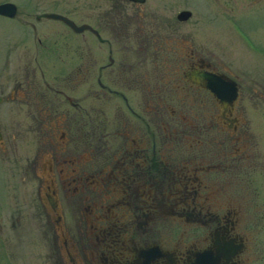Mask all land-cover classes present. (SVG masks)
<instances>
[{"label": "flooded vegetation", "instance_id": "1", "mask_svg": "<svg viewBox=\"0 0 264 264\" xmlns=\"http://www.w3.org/2000/svg\"><path fill=\"white\" fill-rule=\"evenodd\" d=\"M51 3L1 14L0 264H264V82L190 27L264 0Z\"/></svg>", "mask_w": 264, "mask_h": 264}, {"label": "rangeland", "instance_id": "2", "mask_svg": "<svg viewBox=\"0 0 264 264\" xmlns=\"http://www.w3.org/2000/svg\"><path fill=\"white\" fill-rule=\"evenodd\" d=\"M5 1V0H0ZM18 4L20 8H25L24 10H30L31 7L26 6L27 1H44L46 6L52 4L53 1L59 2H68L72 0H12ZM83 3L86 0H80ZM80 3V4H83ZM189 3L193 8H201V0H189ZM38 8L37 10H39ZM82 10H87L86 3L83 4ZM20 15V14H19ZM197 17V15H196ZM206 20L204 21L203 31H200L198 24H194V18L190 22V27H196V37L204 41L208 50H212L219 54L224 60L228 61L233 67L238 68L245 74H253L260 81L256 86V91L258 92L259 100L262 101L261 94L259 93L263 88L262 84L264 82V16L258 14H242L239 12V20L242 25L250 32L248 34H242L231 31L226 27L230 26L229 19H214L206 15ZM8 19L0 14V27H7ZM17 23V22H15ZM20 24H15L14 26H19ZM199 30V31H198ZM253 41H252V40ZM249 114L254 112L264 113V104L259 102L255 108L251 106L250 103L247 104ZM260 109V110H259ZM246 116V114L244 115ZM260 127L264 128V121L260 123ZM255 128V127H254ZM64 235L68 237L69 240L74 238V230L72 227H63ZM32 228L28 231H23L21 228H15V234L21 236H32ZM10 235L14 234L11 228L3 227L0 230V235ZM35 235V234H33ZM3 247V246H2ZM32 247V246H31ZM17 250V248L15 249ZM35 250V249H33ZM24 252V251H23ZM18 254V253H17ZM29 258V253L25 252V255L22 257L24 261H27Z\"/></svg>", "mask_w": 264, "mask_h": 264}, {"label": "water", "instance_id": "3", "mask_svg": "<svg viewBox=\"0 0 264 264\" xmlns=\"http://www.w3.org/2000/svg\"><path fill=\"white\" fill-rule=\"evenodd\" d=\"M17 12V4L13 1H2L0 2V13L8 16H13ZM184 14H189L188 11H185ZM51 17H60L66 19L69 23L74 25V22L66 18L64 15L56 12L47 13ZM216 89V88H215Z\"/></svg>", "mask_w": 264, "mask_h": 264}]
</instances>
